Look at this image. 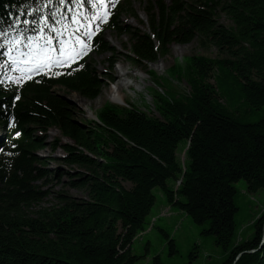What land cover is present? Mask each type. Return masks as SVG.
I'll list each match as a JSON object with an SVG mask.
<instances>
[{
  "label": "trees",
  "instance_id": "1",
  "mask_svg": "<svg viewBox=\"0 0 264 264\" xmlns=\"http://www.w3.org/2000/svg\"><path fill=\"white\" fill-rule=\"evenodd\" d=\"M75 5L74 0L63 5L59 0H0V31L7 33L0 37V127L7 131L0 139V264H134L139 256L131 253V244L155 202L152 190L159 188L172 200L169 179L180 180L181 199L175 205L195 223H207L202 232L213 235L227 253L221 264H264V209L248 225L249 236L235 241L234 227V184L243 179L251 193L264 187V112L254 121L246 119L264 106V0L148 1L145 14L153 38L115 20L130 8L129 2L122 5L110 26L129 36L132 62L153 63L167 54L168 45L195 37L228 58H193L189 68L199 77L197 94L182 100L158 97L159 117L107 103L93 122L78 121V108L54 92L59 85L87 99L100 94V78L86 59L56 70L58 76L38 75L22 85L8 80L5 53L12 45L5 41L12 26L37 33L25 29L38 30L44 17L45 24L58 27L61 15ZM217 7L231 27L217 23ZM24 20L37 23L25 25ZM45 32L53 33L49 27ZM96 41L97 52L113 50L101 35L93 47ZM209 79L214 83L205 82ZM52 128L59 136L51 150L60 148L65 164L84 169L68 175L70 186L86 190L87 196L58 194L57 205L30 212L49 195L37 184L50 175L37 167L43 162L36 153L46 147ZM180 141L188 143L183 172L176 156ZM152 264H160L157 257Z\"/></svg>",
  "mask_w": 264,
  "mask_h": 264
},
{
  "label": "rangeland",
  "instance_id": "2",
  "mask_svg": "<svg viewBox=\"0 0 264 264\" xmlns=\"http://www.w3.org/2000/svg\"><path fill=\"white\" fill-rule=\"evenodd\" d=\"M148 1L154 0H130V8L135 15H131V11L123 12L117 20L132 30H139V33L140 31L148 33V20L143 13V8ZM118 3L120 2L116 0L115 6ZM107 11L109 12L108 7ZM214 12L218 24L225 27L233 25L218 7ZM92 23L101 24L102 22L93 21ZM104 37L113 50L103 54L92 53L88 57V63L92 64L91 66L101 82L100 94L95 99H87L80 95L84 101L86 100V109L79 106L73 99L72 93H76L75 91L60 86H56L54 90L58 96L66 100L69 99L70 102L67 101L78 108L79 112L76 114L78 121L81 119H85L87 122L97 121L95 119L96 112L107 103L126 109L134 107L149 116L159 117L158 97L166 100H182L185 99V96L194 98L197 94L199 77L194 76L192 68H189L193 58L198 60L204 58L211 61L228 58L225 51H219L213 44L204 42L200 37H195L186 44L172 43L168 45L166 47L167 54L157 56V60L153 63H149L145 59L136 63L129 59L133 57V54L129 51L128 35L116 34L107 30ZM26 43L27 40H24L21 45L17 46L22 47ZM107 56L116 62L113 63L111 69H107L109 65L106 61ZM13 70L16 72L13 77L15 79L20 73L15 71V67ZM105 72H108L107 74L111 77L105 76ZM124 78L131 84L130 86H121L119 82ZM205 82L214 83L213 79H209L208 82L205 80ZM262 112H264V106L246 119L254 121ZM90 113L93 114L92 117L89 115ZM85 126H92V124H85ZM2 133L3 128L0 127V135ZM58 136L54 129L46 132V147L39 149L36 153L43 162L37 167L48 170L51 177H48L49 180H45L47 179L45 178L37 182L49 192V195L43 201L33 204L30 212L57 205L58 194H68L75 198H86L87 196L86 190L70 186L71 178L68 175H75L78 171L84 172V169L65 164L62 160L64 152L60 148L55 151L51 150V143ZM62 142L71 143L70 140L64 138ZM187 148V141H180L176 149L177 161L182 172L188 163ZM181 176L179 175L178 178ZM179 181L176 179L167 181L172 200H169L167 194L161 189L154 188L152 190L155 202L145 218L143 228L136 233L131 244V253L139 256L134 264H152L154 257L158 258L160 264H221L226 258L227 253L215 244L214 236L202 232L207 228V223L202 225L195 223L185 211L175 205V201L181 199L176 191ZM123 185L126 188L130 187L127 182ZM234 187L236 189L234 204L237 208L234 215L235 241H238L240 236L247 237L251 234L248 225L264 209V187L253 193L248 192L243 179L238 180ZM253 251L254 249H251L247 252Z\"/></svg>",
  "mask_w": 264,
  "mask_h": 264
},
{
  "label": "snow or ice",
  "instance_id": "3",
  "mask_svg": "<svg viewBox=\"0 0 264 264\" xmlns=\"http://www.w3.org/2000/svg\"><path fill=\"white\" fill-rule=\"evenodd\" d=\"M60 4H64L66 0H59ZM77 5L82 4V0H74ZM51 3V0H49ZM95 9V13L90 17H84V21H81L75 14L68 19L67 23H64V16L61 15V20L55 25L45 24V18L40 17V23L43 25L38 30L25 29V31L38 32L37 35H28L26 37L27 43L21 45L22 41L17 35L10 41H5V44H10L7 53L12 60V64L15 66V70L20 73L15 78V83L24 84L26 81L32 80L36 74L61 75V72L56 71L58 68L71 67L73 63L80 60L88 51L91 50V45L86 42L90 41L97 32L101 31L100 24H95L93 28V21L107 22V18L110 12L107 11L108 5L115 6L116 0H88ZM54 19V17H53ZM15 23H21L19 19ZM25 25L29 23L36 24L37 21L24 20L22 22ZM45 27H49L55 35H48L45 33ZM15 31V29H10ZM5 31H0V37L6 36ZM86 38V39H85ZM4 45H0L3 47ZM2 67V65H0ZM79 67H83L80 64ZM75 71L76 69H72ZM8 79H12L8 77ZM19 99V97H16ZM20 135V133H16ZM3 149L0 148V152Z\"/></svg>",
  "mask_w": 264,
  "mask_h": 264
},
{
  "label": "bare ground",
  "instance_id": "4",
  "mask_svg": "<svg viewBox=\"0 0 264 264\" xmlns=\"http://www.w3.org/2000/svg\"><path fill=\"white\" fill-rule=\"evenodd\" d=\"M14 77V76H13ZM15 80V79H14ZM120 84H121V86L123 85H125L126 87H128V86H130L131 84L129 83V82H127L126 80H125V78H124V80H121L120 82H119ZM118 86V85H117ZM116 86V87H117ZM118 89V88H117ZM116 90V89H115ZM73 95H72V97H73V99L74 100H76L77 101V104L79 105V106H81V107H83V108H85L86 109V100L84 101V98H82L80 95H78V94H76V93H72ZM91 117L93 116V114L92 113H90L89 114ZM53 129V128H52ZM52 129H50V130H52ZM55 131H57V135H59V133H58V130L57 129H54ZM49 131V130H48ZM47 131V132H48Z\"/></svg>",
  "mask_w": 264,
  "mask_h": 264
},
{
  "label": "water",
  "instance_id": "5",
  "mask_svg": "<svg viewBox=\"0 0 264 264\" xmlns=\"http://www.w3.org/2000/svg\"><path fill=\"white\" fill-rule=\"evenodd\" d=\"M69 102H70V100L69 99H67Z\"/></svg>",
  "mask_w": 264,
  "mask_h": 264
}]
</instances>
